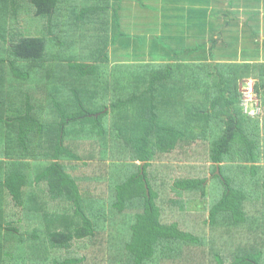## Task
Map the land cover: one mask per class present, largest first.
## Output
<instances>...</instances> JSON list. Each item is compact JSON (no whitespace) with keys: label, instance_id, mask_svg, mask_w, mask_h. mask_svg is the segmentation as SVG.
Listing matches in <instances>:
<instances>
[{"label":"trees","instance_id":"obj_1","mask_svg":"<svg viewBox=\"0 0 264 264\" xmlns=\"http://www.w3.org/2000/svg\"><path fill=\"white\" fill-rule=\"evenodd\" d=\"M222 1L196 0L200 31L153 35L146 61L121 0H0V264H264V59L239 53L264 37Z\"/></svg>","mask_w":264,"mask_h":264},{"label":"rangeland","instance_id":"obj_2","mask_svg":"<svg viewBox=\"0 0 264 264\" xmlns=\"http://www.w3.org/2000/svg\"><path fill=\"white\" fill-rule=\"evenodd\" d=\"M218 1V5L222 4V0H217ZM169 2V0H156L155 2H150L151 4L153 3L154 5H156L158 7L157 10H150V9H142L138 6L137 4V0L136 3L134 0H122L123 6H124V11H122L123 14V21L121 20V24L123 26H129V29H126V31L128 33H130L133 36H143L145 38V41L143 44L138 45L139 46V50L143 51V59L144 60H151V53H150V43L152 42V34H150V32L148 31H144V26H146V24H148L149 26L152 25V27L155 26L154 22H158L159 17H164L169 19L170 17L168 15H170L169 13L173 14V13H179L181 12L180 10L178 11H166L163 10V5L167 4ZM236 9L240 10V21L244 22L245 18H248V22L245 21L246 23H249L252 27V30H256L259 32V34L261 36L264 37V0H262V2H251V1H247V0H236V5H235ZM30 14V13H29ZM167 14V15H166ZM19 21L20 23L28 30V31H34L36 30L38 24L32 25L29 24L30 21V16L27 15L26 13H19L18 15ZM46 27V25H45ZM29 28V29H28ZM158 30H159V25L157 26ZM199 28V27H198ZM163 32V31H161ZM176 32L178 34H180L179 30H176ZM208 32V31H207ZM32 33V32H31ZM156 34H159V32H155ZM188 33L190 35H195L196 34V29L195 30H191L188 31ZM51 36V35H50ZM206 36V33H205ZM217 35H214V38ZM133 39V38H132ZM206 40H208V37L205 38ZM164 41H168L167 39H164ZM185 42L180 43V45H183L184 43H193L194 41L192 40H184ZM135 42V41H134ZM207 46H210V43H207ZM114 47H117L116 50V57L113 56V49ZM132 48H129L127 51L126 49L123 47H118L117 44L115 45H109L108 46V54H109V58L111 60H130L132 57H130L128 54H125V52H130ZM82 53V52H81ZM240 54L244 53V54H248L250 58L252 59H258V60H263L264 59V50L261 49V51L257 52V51H248V52H243L240 51ZM121 54V55H120ZM254 56V57H252ZM74 52L72 53V55H69L68 59H72L73 61L77 60V61H83L84 58L78 56V58H74ZM80 57V58H79ZM220 59H223L221 57H217ZM228 59V58H225ZM61 63H65V61H63V59L59 60L58 62ZM114 62V61H112ZM60 64V63H59ZM65 65V64H63ZM250 79H252L251 77L248 78H242L239 81V88L244 85L246 86V82H248ZM253 83H254V79ZM48 90H42L41 92V96H44L45 94H47ZM50 202V201H49ZM52 207H56V205H54L52 203L49 204ZM43 207V206H41ZM41 208H39L40 210ZM47 210V205L46 208H44V210ZM48 213L51 212V210H47ZM18 214H21L20 212H18ZM84 241V242H83ZM82 243H78V244H73L72 247H70L69 249H60L57 250L56 253H54V255H56V258L58 259H65V258H69V257H81L82 252L86 249L87 246V242H85V240H83Z\"/></svg>","mask_w":264,"mask_h":264},{"label":"crops","instance_id":"obj_3","mask_svg":"<svg viewBox=\"0 0 264 264\" xmlns=\"http://www.w3.org/2000/svg\"><path fill=\"white\" fill-rule=\"evenodd\" d=\"M152 1L155 2L156 0H151L150 2H152ZM235 2H236V0H235ZM259 2H262V0ZM135 3H136V1H135ZM217 3H218L217 0H210V6L211 7H217L219 5H222V4L218 5ZM197 4H198V2H196V0H171V1L169 0V2L167 4L163 5V10H166V11H178V10H180L181 12L173 13V14L169 13L170 14V15H168L170 17L169 19L164 18V17H159L158 22L153 21V23L155 24L154 27H152V25L149 26L148 24H146L147 27L144 26V31L145 32L149 31L150 34H152V36L153 35H160V36H167V37H170L173 35H177V36L183 35L186 37V34L188 31L195 30V29H196V32L197 31L199 32L200 31V27H199L200 23L195 24L193 22L202 20L201 16L196 15L197 17L192 18L187 14L188 9L191 7L196 8ZM121 5H123L122 0H121ZM152 5H154V4L152 3ZM124 9L125 8L123 6V8L121 10H119L120 22H121V20L123 21V19H124V18L122 19V17H123L122 11H124ZM239 15H240V13H239ZM207 19L209 21V16ZM246 21H248V18ZM158 25H159V30L157 28ZM129 28H130V25L129 26H126V25L123 26L121 24V26H120V29H122L123 31H126V29H129ZM176 30H179L180 34H178L176 32ZM161 31H163V32H161ZM207 31L209 32L210 29L208 28ZM155 32H159V34H156ZM130 36H132V35L130 34ZM206 36H207V32H206ZM115 44H117L118 47H120V42L117 41ZM49 203H50L49 201H48V203H46V202L42 203L43 207H41V209H40V211H41L40 214L44 213V216H42L40 218V221H41L42 227L45 226V224H46V226H45L46 228L54 230L55 225H53V223H52L53 221H51V219H50L52 216L47 215V214H49L47 210H51V208H52L51 206H49ZM46 205H47V210L46 209L44 210V208H46ZM57 210L63 211L64 209L61 210V208L59 207L58 209H56V211ZM2 212H3V210H2ZM53 212H54V210H52L50 213H53ZM68 223L69 222L65 221V226H67ZM62 225H63V222L61 223V225L58 229H60L62 227ZM74 244H77V241H74Z\"/></svg>","mask_w":264,"mask_h":264},{"label":"built area","instance_id":"obj_4","mask_svg":"<svg viewBox=\"0 0 264 264\" xmlns=\"http://www.w3.org/2000/svg\"><path fill=\"white\" fill-rule=\"evenodd\" d=\"M241 92V105L243 111L248 115H254L259 112L260 107L258 105L257 97L254 94L253 80L250 79L246 82V86L242 85Z\"/></svg>","mask_w":264,"mask_h":264},{"label":"water","instance_id":"obj_5","mask_svg":"<svg viewBox=\"0 0 264 264\" xmlns=\"http://www.w3.org/2000/svg\"><path fill=\"white\" fill-rule=\"evenodd\" d=\"M216 171H218V170L216 169Z\"/></svg>","mask_w":264,"mask_h":264}]
</instances>
